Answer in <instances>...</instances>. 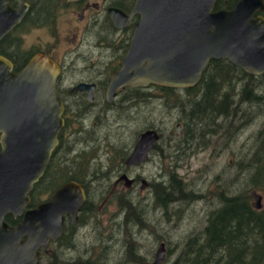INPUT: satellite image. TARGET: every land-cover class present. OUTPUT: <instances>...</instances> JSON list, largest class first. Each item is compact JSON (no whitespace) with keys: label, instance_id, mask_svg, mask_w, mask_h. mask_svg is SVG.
Masks as SVG:
<instances>
[{"label":"water","instance_id":"95a60500","mask_svg":"<svg viewBox=\"0 0 264 264\" xmlns=\"http://www.w3.org/2000/svg\"><path fill=\"white\" fill-rule=\"evenodd\" d=\"M215 2L135 0L131 14L139 17L120 67L111 73L107 100L112 101L124 86L192 87L212 59H228L249 74L264 73V17L257 14L264 11V0H237L231 9L217 10ZM109 13L116 25L117 19H125L116 9ZM22 15L23 10H13L8 0H0V39ZM58 73L57 65L40 56L14 73L0 56V264H36L37 249L59 234L62 213L72 211L76 216L85 198L80 184L70 181L50 201L26 211L22 222L11 226L4 220L5 214L16 216L24 209L28 192L58 144L64 124V104L56 90ZM174 131L181 134L180 123ZM159 138L155 128L140 132L125 164L145 162ZM119 181L129 188L133 180L121 174L110 194ZM165 256L161 242L153 260L144 264H163Z\"/></svg>","mask_w":264,"mask_h":264},{"label":"rangeland","instance_id":"374dc122","mask_svg":"<svg viewBox=\"0 0 264 264\" xmlns=\"http://www.w3.org/2000/svg\"><path fill=\"white\" fill-rule=\"evenodd\" d=\"M61 22L65 23L64 18ZM73 73L78 77L84 75L83 72ZM150 90L151 96L146 101L130 106L119 101L113 114L102 113L96 117L95 110L94 113L90 111L88 115L93 114L94 123L91 125L90 122V127L86 125L88 130L93 128L86 134L73 135L69 144L71 151L63 155L64 163L76 172L75 175L80 177L85 172L91 179L98 177L88 181L87 176L85 180L90 193L98 195L112 188L113 175L120 169V158L124 155L118 150L127 149L140 132L155 128L162 139L150 158L135 166L131 172L148 182L167 183L169 173L174 170L176 178L182 181L185 188V198L179 194L177 202L160 210L156 208V196L147 186L140 188L143 184L140 181L131 196L136 200L135 215L121 207L129 215L124 219L120 217L117 224L116 210L112 206L99 212L83 234L87 240L83 254L98 260L99 264H139L130 258L129 253L134 255V248L130 246L128 251L129 240L134 241L135 252L144 258V262L152 261L160 242H164L166 256L163 264H170L187 239L200 234L209 214L217 207L222 190L229 194L247 185L249 170L241 163L251 149L254 133L262 126V115L247 124H243L245 118L233 119L231 122L237 130L228 124L229 120L226 121V128L212 125L211 129H206L202 136L196 138L194 144L186 145L183 141L179 143L174 136L181 113L171 107L172 98H166L165 92L158 87ZM70 120V130L78 129L77 118L72 115ZM76 149V152L81 151V157L77 155L79 152L74 154ZM253 193V202L261 208L264 204L262 192ZM126 203L121 200L122 205ZM136 212L143 225L136 223ZM127 219L129 223L125 224ZM77 250L74 249L72 254H76Z\"/></svg>","mask_w":264,"mask_h":264},{"label":"flooded vegetation","instance_id":"af4514ba","mask_svg":"<svg viewBox=\"0 0 264 264\" xmlns=\"http://www.w3.org/2000/svg\"><path fill=\"white\" fill-rule=\"evenodd\" d=\"M216 2L215 10L231 9L234 6L216 9ZM134 3L135 0H8L10 8L23 10V15L20 21L0 39V56L11 64L14 73L23 70L36 56L44 57L48 62L59 67L56 90L64 104V124L58 134V144L50 156L48 171L46 167L43 175L28 192V202L20 214L14 216L12 213H7L4 220L11 226L22 222L26 211L36 209L40 204L50 201L56 190L70 181L80 184L85 195L76 216H73L72 211L62 213L59 234L54 239L50 238L45 248L41 245L37 249L36 264H88L90 258L83 254L84 246H87L83 234L87 227L92 225L90 222L93 218L112 206L116 210L115 222L119 224L120 217L126 218L121 207L125 211L135 212L136 200L131 196L140 181H144L145 186L154 195L155 182H148L139 175L132 174V169L138 165L125 164V159L131 152L137 136L127 149L124 148L126 152L120 158L122 162L119 165L120 169L118 168L113 175L116 180L121 174H126L133 182L127 188L122 181H119L112 194L110 191L115 180L109 191L100 192L98 195L90 193L85 180L87 176L88 181L97 177L93 176L91 179L85 172L80 177L75 175L76 172H73L63 159L65 152L71 151L69 144L73 135L86 134L93 128L92 126L88 130L94 123L93 114L88 115L90 111L94 113L95 110L96 117L102 113L113 114L119 101H125L121 104L130 106L132 102L128 101H132L130 98L133 99L135 95L144 101L151 96L150 89L155 84L124 86L116 90L112 101L109 102L106 98L111 73L120 67L139 17L137 13L131 14ZM110 9L118 10L125 19H117L118 25H116L109 13ZM257 14L264 17V11ZM63 18L65 23L61 22ZM73 72H83L85 76L81 74V77H78ZM80 84H86L91 88H77ZM134 89L142 90L138 93L133 91ZM89 93L91 98H88ZM72 115L77 118L76 122L79 124V128L74 131L70 130L69 126ZM86 124H89V127ZM181 126L183 128V125ZM1 135L2 132L0 139ZM179 135H183V130ZM80 139L84 140L83 137ZM76 151L77 149L74 154L79 152L77 154L79 156L81 151ZM152 151L149 152L148 159ZM121 200L127 203L122 205ZM156 208L164 209L157 203ZM26 238L27 235L22 237V239ZM74 249H78L76 254H72Z\"/></svg>","mask_w":264,"mask_h":264},{"label":"trees","instance_id":"16d2710c","mask_svg":"<svg viewBox=\"0 0 264 264\" xmlns=\"http://www.w3.org/2000/svg\"><path fill=\"white\" fill-rule=\"evenodd\" d=\"M235 1L217 0L216 9L231 8ZM152 86L163 90L166 98H172L171 107L181 113L178 121L183 125V135L174 131V136L179 143L183 141L186 145L194 144L196 138L212 125L226 128L229 120L228 124L237 130L231 122L233 119L245 118L243 124H247L263 116L262 126L254 133L251 149L241 163L249 170L247 185L229 194L222 190L219 203L209 214L200 234L187 239L170 264H264V204L258 208L253 202V192L258 190L262 192L261 200H264V73L249 74L228 59H212L204 68L200 81L192 87ZM141 90L133 91L140 93ZM130 99V105L144 101L137 95ZM124 148L118 150L119 153L124 154ZM153 187L155 201L164 209L177 202L179 194L182 198L186 195L174 170L169 173L167 183L158 181ZM138 214L136 212L134 219L143 225ZM128 223V219L125 220V224ZM128 244V251L130 246L134 248V255L129 253L130 258L144 264V258L135 252L134 241L129 240ZM88 264L99 262L90 258Z\"/></svg>","mask_w":264,"mask_h":264},{"label":"bare ground","instance_id":"6f19581e","mask_svg":"<svg viewBox=\"0 0 264 264\" xmlns=\"http://www.w3.org/2000/svg\"><path fill=\"white\" fill-rule=\"evenodd\" d=\"M160 134V133H159ZM160 139H161V136H160V138H159V140L157 141V143L156 144H154V146L151 148V150L150 151H152L158 144H159V142H160ZM52 156V155H51ZM133 182V181H132ZM121 183V182H120ZM141 188V187H140ZM146 188V187H145ZM157 203H158V201H157Z\"/></svg>","mask_w":264,"mask_h":264}]
</instances>
